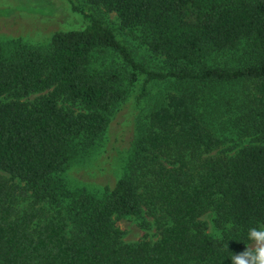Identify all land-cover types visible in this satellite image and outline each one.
<instances>
[{
    "label": "trees",
    "instance_id": "obj_1",
    "mask_svg": "<svg viewBox=\"0 0 264 264\" xmlns=\"http://www.w3.org/2000/svg\"><path fill=\"white\" fill-rule=\"evenodd\" d=\"M70 2L84 29L0 53V264H231L264 224V0ZM85 7L115 14L168 70L146 69ZM240 48L237 67L212 59ZM140 75L138 102L171 86L136 118L120 175L70 186L67 166L103 142ZM123 218L157 239L124 242Z\"/></svg>",
    "mask_w": 264,
    "mask_h": 264
},
{
    "label": "rangeland",
    "instance_id": "obj_2",
    "mask_svg": "<svg viewBox=\"0 0 264 264\" xmlns=\"http://www.w3.org/2000/svg\"><path fill=\"white\" fill-rule=\"evenodd\" d=\"M84 10V14H95L113 28L146 69L161 73L168 70L163 58L145 50L138 33L120 30L115 14L106 13L103 9L94 11L85 7ZM87 24L88 18L73 10L70 0H0V53L6 58L23 48L45 51L53 34L80 31ZM241 53L242 48L232 55L221 54L212 59L220 66L237 67L235 61ZM143 82L144 76L140 75L138 83L127 86L126 98L111 114L103 142L67 166L64 174L70 186L96 190L105 185L111 186L116 181L133 140L136 118L156 103L171 86L170 82H151L146 87V97L138 102ZM34 97L30 96L27 100L32 101ZM212 219V214H206L202 221L207 224V232L214 235ZM115 226L123 232L126 243L139 241L143 237L152 242L157 239L153 229L144 231L139 226V220L133 218L116 219ZM249 247L254 248V243Z\"/></svg>",
    "mask_w": 264,
    "mask_h": 264
},
{
    "label": "clouds",
    "instance_id": "obj_3",
    "mask_svg": "<svg viewBox=\"0 0 264 264\" xmlns=\"http://www.w3.org/2000/svg\"><path fill=\"white\" fill-rule=\"evenodd\" d=\"M247 240L253 242L255 247H247L238 255L231 253V264H264V224L249 228ZM225 247L228 249V242Z\"/></svg>",
    "mask_w": 264,
    "mask_h": 264
}]
</instances>
